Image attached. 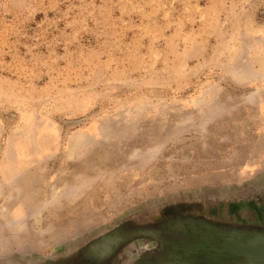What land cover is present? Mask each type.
I'll use <instances>...</instances> for the list:
<instances>
[{
	"label": "rangeland",
	"instance_id": "obj_1",
	"mask_svg": "<svg viewBox=\"0 0 264 264\" xmlns=\"http://www.w3.org/2000/svg\"><path fill=\"white\" fill-rule=\"evenodd\" d=\"M264 0H0V264H264Z\"/></svg>",
	"mask_w": 264,
	"mask_h": 264
},
{
	"label": "water",
	"instance_id": "obj_2",
	"mask_svg": "<svg viewBox=\"0 0 264 264\" xmlns=\"http://www.w3.org/2000/svg\"><path fill=\"white\" fill-rule=\"evenodd\" d=\"M262 258H264V256ZM262 262L264 263V260Z\"/></svg>",
	"mask_w": 264,
	"mask_h": 264
}]
</instances>
